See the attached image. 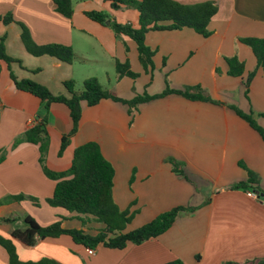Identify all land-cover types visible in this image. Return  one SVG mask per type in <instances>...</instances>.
<instances>
[{
  "label": "crops",
  "instance_id": "0c3cea01",
  "mask_svg": "<svg viewBox=\"0 0 264 264\" xmlns=\"http://www.w3.org/2000/svg\"><path fill=\"white\" fill-rule=\"evenodd\" d=\"M176 1L185 5L216 4L218 13L208 27L211 36L204 38L188 28L148 33L146 44L155 51V56L152 73L143 70L150 79L149 83L145 82L148 89L144 93L160 94L166 83L174 90L198 86L217 103L168 95L139 105L132 117L127 106L111 100H103L94 107L83 103L79 131L62 157L58 156L61 140L71 131L72 120L65 105L53 104L47 126L50 136L47 166L54 172L67 171L78 147L98 143L115 169L114 201L132 217L127 231L141 228L177 207L196 210L181 213L173 226L158 238L141 245L129 244L123 250L100 246L94 255H89L87 248L76 244L70 236L41 240L34 247L13 240L21 262L49 259L59 264H166L181 260L185 264H259L264 259V140L233 109L253 113L264 131L263 72L257 71L246 97L245 80L257 64L251 48L240 42L245 38L264 39V0ZM91 11L107 13L111 22L134 27L139 24L137 10L115 11L103 0H74L72 19L57 13L51 0H0V16L11 14L29 30L35 44L64 45L75 54L72 64L51 58L35 59L23 45L25 51H15L13 57L23 58L31 71L41 68L42 72L27 74L18 64H13L16 77L40 83L55 95L65 94L62 83L76 81V63L97 65L99 59L110 63L113 69L102 70L107 77L106 85L95 77L102 86L114 89L124 100L143 95L136 88L125 93L122 86L127 87L130 78L118 81L115 71L116 62L127 60L133 68L138 59L137 45L125 36L117 37L114 42L107 33L110 24L103 26L89 19L85 12ZM2 26L5 25L0 23V38L6 30ZM12 26L20 47L21 31L16 24L7 27ZM82 35L95 36L105 51H75L76 41L88 38ZM233 57L245 64L242 78L228 74L225 59ZM49 66L59 70L60 78L49 77ZM156 82L157 87L152 90ZM44 115L42 102L17 90L7 64L0 62V157L3 156L0 204L4 202L0 205V221L30 215L41 226H49L62 216L67 219L64 222L67 228L79 229L82 223L76 215L45 203L53 197L56 182L43 173L39 146L25 142L15 146V141ZM171 160L188 180L174 172ZM247 170L259 177L260 184L235 188L248 183ZM249 192L259 197H249ZM20 195L41 203L35 206L29 201H9L12 196ZM21 227V221L0 224V234L10 238ZM102 227L89 223L85 229L95 235ZM0 264H10L2 246Z\"/></svg>",
  "mask_w": 264,
  "mask_h": 264
},
{
  "label": "trees",
  "instance_id": "16d2710c",
  "mask_svg": "<svg viewBox=\"0 0 264 264\" xmlns=\"http://www.w3.org/2000/svg\"><path fill=\"white\" fill-rule=\"evenodd\" d=\"M57 13L67 19H72L74 15V0H51ZM109 2L112 10L121 8L134 9L139 12L138 27L131 24H121L112 21L109 15L103 11L85 12V15L101 24L110 26L115 31L117 37H128L137 45L138 59L143 70L152 73L154 70L153 51L146 44V36L150 32L156 31H180L192 29L204 38L211 36L208 30L209 23L217 15L218 7L212 2H204L195 5L181 4L176 0H103ZM0 23L5 26L17 23L11 14L0 16ZM22 29V40L26 49L34 56L45 54L56 57L59 61L72 64L75 54L69 47L59 44L38 46L31 38L29 30L21 23H17ZM240 42L251 48L256 59V70L249 73L245 80V96L248 97L251 84L258 70H262L264 76V39L245 38ZM228 74L234 78H242L245 74V64L237 57L226 58ZM0 62L7 64L10 78L19 91L37 97L45 107V115L34 127L29 129L22 137L15 141V146L20 143H30L39 146V163L43 173L47 178L56 182L53 197L45 203L53 209H62L70 215H76L82 223L81 229L67 228L64 221L67 219L59 217V220L49 226H41L33 217L26 215L22 218H7L0 221V224L22 222V227L15 229L10 238L0 234V246L8 253L10 264H59L55 261L44 259L37 263H23L19 260L13 240H19L29 247H34L38 241L45 239H55L60 236H70L73 241L85 248L96 249L103 246L112 250H123L129 244L141 245L146 241L155 239L167 232L175 223L181 213H190L196 210L191 207H177L169 212L159 215L155 220L138 228L127 231L128 225L132 221L131 215L122 211L115 203L113 198V186L115 169L112 164L104 157L101 147L96 142H89L74 151L73 161L70 169L63 172L51 171L47 166V155L50 146V136L47 129L48 116L53 104H63L70 112L72 129L63 135L61 147L58 153L62 157L71 143V139L79 131V124L82 117V104L86 103L89 107L98 105L103 100H111L121 103L128 107L130 116L137 110L138 106L150 101L164 98L168 95H179L192 101H203L217 103L200 87H185L182 90L171 89L166 83V89L156 95H137L133 100L120 98L114 89H107L97 78H89L83 82L80 91L75 90L73 80L62 83L66 93L55 95L46 86L31 79H18L12 71V64L19 61L11 58L6 53L5 39L0 38ZM115 71L117 80L124 78L136 79L138 75L132 71L131 64L127 60L124 63L116 62ZM237 115L245 120L254 130H256L264 140V131L257 124L253 113H244L238 108L233 107ZM3 161V156L0 157ZM174 172L188 180L179 165L174 162ZM248 183L236 185L237 189H247L249 185H259V177L247 170ZM259 189V188H258ZM26 200L33 201L39 206V200L33 197L12 196L9 201L22 203ZM4 203V202H2ZM1 203V204H2ZM0 204V205H1ZM97 223L103 227L95 235L87 232V224ZM166 264H185L181 260H176ZM224 264H239L226 262ZM264 264V259L259 261Z\"/></svg>",
  "mask_w": 264,
  "mask_h": 264
},
{
  "label": "rangeland",
  "instance_id": "374dc122",
  "mask_svg": "<svg viewBox=\"0 0 264 264\" xmlns=\"http://www.w3.org/2000/svg\"><path fill=\"white\" fill-rule=\"evenodd\" d=\"M14 24L18 25L17 23H14ZM18 26H19V30L21 31V44H20V47H19V44L17 46L16 36H15L14 30H13V29H15V26H12V28H9L7 26H2L4 29H6L5 32H3L2 36H1V38L5 39L6 53L11 58L19 61V63H16V64H18V67H20V69L22 71H25L27 74L28 73L35 74V75L36 74H40V72H42L41 68H40V70L31 71L30 68L28 67L30 65L29 64L27 65L26 61H24L23 58L19 57L21 59H17L15 57H13L15 55V51H25L24 50L25 44L23 43V40H22V29H21L20 25H18ZM107 29H108L107 30L108 36L112 37L113 41L115 42L116 41L115 39H117V35L115 34V31L113 30L112 27L111 28H107ZM81 37L82 38L88 37V38L86 40L82 39L79 42L76 41L75 51H105V48L100 44V41L95 36H83L82 35ZM13 39H14V43H12ZM120 40L121 39H119V41ZM9 42H10V44H9ZM17 47L18 48H22V50L21 49L19 50ZM123 50L126 51L125 46L123 47ZM27 52L29 53V55H31L35 59L51 58L53 60H57L58 62H61L56 57H52V56H49L47 54H45L43 56H34L28 50H27ZM97 60H98V62H96L97 65H94V64L90 63L91 65L88 64L87 66H82L83 64H77L76 63V66H75L76 81H74L75 82V90L80 91L82 89L84 78H87L89 76H92L91 78H95L96 76H98L100 78L102 84H104V85L107 84L108 81H107V77H106L105 71H102V70L108 69V71H111L113 69L111 68L110 63H106L105 61H102V60H99V59H97ZM58 65H60V64H57V66ZM95 66H98L99 68L98 67L96 68ZM58 71L59 70H57L56 67H52V66L50 67L49 66V69H48L49 77L51 79H52V77L53 78L56 77L57 79L60 78V76H57L58 73H59ZM132 71L135 74L138 75V78H136L134 80L133 79L127 80L126 83H127L128 86L127 87L122 86V89L126 90L125 93H127V92L131 91L132 88H136V89H138V92H140V94H143L144 91H146L148 89V87L146 86L145 82L147 81V83H149L150 79L148 80L147 76L144 74V71L141 68L138 59H136V63H135V65H133ZM113 75H115V74H113ZM122 85H124V84H122ZM156 87H157V82L154 84V87L152 88V90H155ZM26 201H29V202H32L33 204H35L31 200H26ZM39 203H41V202L39 201ZM35 206H37V205L35 204ZM21 224H22V222H21ZM81 228H79V229H81ZM96 249H94V250H96Z\"/></svg>",
  "mask_w": 264,
  "mask_h": 264
},
{
  "label": "built area",
  "instance_id": "2783aa9c",
  "mask_svg": "<svg viewBox=\"0 0 264 264\" xmlns=\"http://www.w3.org/2000/svg\"><path fill=\"white\" fill-rule=\"evenodd\" d=\"M248 196L249 197H253V198H258L259 197V195H257L256 193H253V192H249L248 193ZM87 253L89 255H94L95 254V250L94 249L87 248Z\"/></svg>",
  "mask_w": 264,
  "mask_h": 264
},
{
  "label": "water",
  "instance_id": "95a60500",
  "mask_svg": "<svg viewBox=\"0 0 264 264\" xmlns=\"http://www.w3.org/2000/svg\"><path fill=\"white\" fill-rule=\"evenodd\" d=\"M110 24V21H107V25H109Z\"/></svg>",
  "mask_w": 264,
  "mask_h": 264
}]
</instances>
